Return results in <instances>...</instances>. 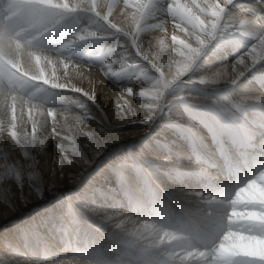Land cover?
Wrapping results in <instances>:
<instances>
[{
	"label": "clouds",
	"instance_id": "clouds-1",
	"mask_svg": "<svg viewBox=\"0 0 264 264\" xmlns=\"http://www.w3.org/2000/svg\"><path fill=\"white\" fill-rule=\"evenodd\" d=\"M236 2L0 0V264H264V91L197 87L232 89L264 62V28ZM224 31L253 42L197 74ZM133 55L137 82L106 111L95 83ZM190 100L226 117L207 124L210 144L194 129L187 152L144 141ZM153 147L162 154L149 158ZM122 149L104 182L101 165ZM48 197L39 216L12 219Z\"/></svg>",
	"mask_w": 264,
	"mask_h": 264
},
{
	"label": "bare ground",
	"instance_id": "bare-ground-1",
	"mask_svg": "<svg viewBox=\"0 0 264 264\" xmlns=\"http://www.w3.org/2000/svg\"><path fill=\"white\" fill-rule=\"evenodd\" d=\"M158 3H162L163 0H157ZM230 10L236 14H245L253 19H255L257 25L264 28V6L257 3V0H237L233 6H230ZM253 41L250 38L241 37L236 33L229 32H219L216 37L209 43L208 48L205 50L204 55L198 61L195 72L203 73L213 70L220 65L229 64L235 58L246 51L247 46ZM106 55V53L104 54ZM133 61L138 63L131 67L121 68L118 65L113 67V71L109 78L104 82L100 83L98 80L95 83V89L97 94V100L106 111H109L114 98L117 94V86L122 85H133L135 86L137 82V77L139 75L140 67L143 66V61L139 60V57L135 55L131 58ZM201 89L202 94L205 97H217L227 95L231 98H235L236 94L239 93H258L264 91V62L256 65L252 70L245 74L244 77L238 82L236 86L232 89L213 86H197ZM71 95V94H69ZM88 107L91 111L99 116V111L95 105L89 103ZM191 119L192 124L186 126V121ZM221 119H226L222 114L218 113L213 107H211L207 101L201 103L199 100H190L183 107L176 109L174 112L170 113L169 116L165 117L161 115L158 117L157 121L152 125L150 132L146 134L143 139L149 144L153 145L154 141L168 142L169 140L178 141L179 147L185 152L189 150V144L181 136H178L179 132L185 130V138L192 135L193 133L190 129H194L195 133H198L204 140L208 141L209 144L211 140L209 139L207 124L210 122H215ZM143 125H134L131 128H143ZM179 131V132H176ZM175 133V136L173 135ZM139 140V137L134 138ZM127 149H122L121 151L110 155L101 168L104 169L103 179L104 182L109 184H115L114 176L105 168V165L115 164L120 161L124 156ZM162 152H156L155 147L152 150H145V155L152 158L155 155H160ZM19 153L12 151L9 159H14ZM0 163H4L3 154L0 153ZM97 180L94 175L92 177ZM97 182H100L97 180ZM70 189H62L61 192H68ZM51 197H48L45 201H40L37 205H30L27 209H22L21 212L17 213L12 219L20 220L24 214H29V219L39 216L41 213L39 210L32 211L33 208H39L40 204L49 203ZM50 206H53L50 204ZM14 229L9 226L5 230L6 234H11Z\"/></svg>",
	"mask_w": 264,
	"mask_h": 264
},
{
	"label": "rangeland",
	"instance_id": "rangeland-1",
	"mask_svg": "<svg viewBox=\"0 0 264 264\" xmlns=\"http://www.w3.org/2000/svg\"><path fill=\"white\" fill-rule=\"evenodd\" d=\"M176 132H179V131H176ZM176 132H174V134H173L174 136H175V133H176ZM185 135H186V132H185V130H184V131H182V132H179L177 137H179V136L184 137Z\"/></svg>",
	"mask_w": 264,
	"mask_h": 264
}]
</instances>
